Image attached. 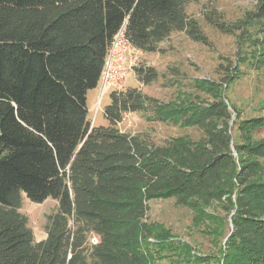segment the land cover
<instances>
[{"label":"trees","instance_id":"1","mask_svg":"<svg viewBox=\"0 0 264 264\" xmlns=\"http://www.w3.org/2000/svg\"><path fill=\"white\" fill-rule=\"evenodd\" d=\"M195 1L0 0V264L204 263L186 243L145 222L148 201L165 198L189 206L198 223H222L202 208L221 205L230 229L217 264H264V137H255L264 115L237 113L233 120L221 95L173 105L128 87L109 93L106 126H90L87 117V92L98 87L121 28L143 52H158L176 31L208 44L186 12ZM253 1L249 19L264 64V0ZM203 16L223 33L238 28L215 7ZM133 70L144 85L158 78L152 66ZM126 112L197 126L202 137L155 144L118 129ZM22 194L57 202L44 239H34L19 211Z\"/></svg>","mask_w":264,"mask_h":264},{"label":"rangeland","instance_id":"2","mask_svg":"<svg viewBox=\"0 0 264 264\" xmlns=\"http://www.w3.org/2000/svg\"><path fill=\"white\" fill-rule=\"evenodd\" d=\"M211 6L221 13L226 23L238 26L234 33H223L205 21L203 13ZM254 9L253 0H198L188 3L186 12L197 20L208 38V44L193 41L182 31L171 33L159 44L158 52L140 50L137 53V61L127 69L121 90L138 87L161 102L173 105L210 102L221 95L230 107L233 120L237 113L242 118L264 115V64L257 60L259 36L255 24L249 19ZM140 65L154 67L158 72L157 80L148 85L139 83L133 68ZM202 81L210 82L212 88H201ZM112 90L101 96L99 105H96L99 85L97 96V89L88 93L87 117L90 126L108 124L103 108L109 104ZM117 127L121 132L141 134L155 144H165L175 137L192 140L202 137L197 126L148 121L140 112L124 113ZM232 131L235 134L234 125ZM255 137H264V129L259 130ZM147 204L149 210L145 222L151 224L154 231L164 232L170 239L186 243L192 253L207 258L202 264H217L222 237L230 229L229 217L220 204L214 202L211 207L202 205L206 212L223 220L218 225L211 224L207 219L198 223L195 211L174 198L152 199ZM56 210L57 202L51 197L37 203L22 194L19 211L27 216L36 241L45 238L47 216ZM70 225L72 227V222ZM93 242H96V237L91 234L88 243Z\"/></svg>","mask_w":264,"mask_h":264},{"label":"built area","instance_id":"3","mask_svg":"<svg viewBox=\"0 0 264 264\" xmlns=\"http://www.w3.org/2000/svg\"><path fill=\"white\" fill-rule=\"evenodd\" d=\"M121 47L120 51L118 48ZM140 51L131 44L123 34V28L114 37L108 50L104 69L99 82V95L96 105H99L101 96L110 89L119 90L130 69L137 61V53Z\"/></svg>","mask_w":264,"mask_h":264},{"label":"crops","instance_id":"4","mask_svg":"<svg viewBox=\"0 0 264 264\" xmlns=\"http://www.w3.org/2000/svg\"><path fill=\"white\" fill-rule=\"evenodd\" d=\"M97 89V94H96V96L98 95V87H96V88H94V89H91V90H88V92H87V96H88V93L89 92H91V91H95ZM87 104H88V97H87ZM88 109H89V107H88Z\"/></svg>","mask_w":264,"mask_h":264}]
</instances>
